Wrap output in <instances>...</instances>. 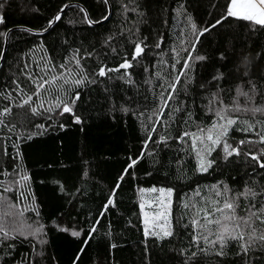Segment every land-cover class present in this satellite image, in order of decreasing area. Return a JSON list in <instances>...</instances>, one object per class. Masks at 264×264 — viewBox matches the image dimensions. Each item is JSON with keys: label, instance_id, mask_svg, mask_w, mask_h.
<instances>
[{"label": "trees", "instance_id": "16d2710c", "mask_svg": "<svg viewBox=\"0 0 264 264\" xmlns=\"http://www.w3.org/2000/svg\"><path fill=\"white\" fill-rule=\"evenodd\" d=\"M109 2L111 18L93 26L81 9L102 22L110 13L104 0H0L5 20L0 33L22 28L11 33L0 69V224L9 230L21 224L10 238L0 235V264H264L259 246L243 254L239 242L228 241L221 255L219 245L203 239L197 244L199 232L191 223L196 216L191 206L211 209L225 197H238V216L264 205V168L252 159L259 155L264 162V143L256 135L264 129V26L227 17L200 37L193 57L207 59L190 62L178 95L161 116V96H167L188 55L183 49L191 50L195 39L188 18L198 29L214 24L226 16L229 0ZM71 3L83 8L68 9L45 35L32 32L48 29ZM141 41L144 53L131 68L98 75L104 65L131 60ZM5 44L0 35V62ZM77 50L79 65L72 61ZM52 64L56 69L47 71ZM60 64L72 69L68 83L47 86L51 95L42 90L43 108L35 96V104L23 105L17 84L31 95L28 75L51 79L61 74ZM81 78L84 83H73ZM76 93L75 116L62 113L54 97L71 103ZM223 108L237 120L227 140L239 147V155L227 156L222 146L198 155L199 142L193 149L189 137L177 139L182 132L212 128ZM202 157L214 161L207 171L200 168ZM151 188L172 189L162 197L167 222L160 215L161 194ZM248 188L255 197L239 195ZM165 230L172 234L164 236Z\"/></svg>", "mask_w": 264, "mask_h": 264}, {"label": "snow or ice", "instance_id": "6c2138e0", "mask_svg": "<svg viewBox=\"0 0 264 264\" xmlns=\"http://www.w3.org/2000/svg\"><path fill=\"white\" fill-rule=\"evenodd\" d=\"M104 2L107 4L108 0H104ZM2 4H0V8H2ZM64 7H68V5H64ZM125 8L127 9L128 6L125 5ZM135 9H133L134 11ZM61 13L63 12V8H61ZM81 11H84L81 9ZM227 17H233L238 18L245 21H252L257 25L264 26V0H229V6L227 8L226 16L222 17L220 20H217L214 24H211L209 26L199 28L197 24L191 20L189 17V23H190V31L191 34L195 37L193 41L190 42L191 44V50L185 48L183 51L187 52L188 55L183 59V64L181 66L180 72L177 75L176 79L172 81L169 85L170 91L167 92V96H161V99L163 100L162 109L160 111V115L163 116V109H166L168 107L169 101H171L174 97V95H178L176 93V87L180 83V78L182 76L186 75V70L190 68V62L195 59L197 61H205L207 59L204 55H195L193 57V53L196 50L197 45L200 43V37L204 36L205 33H210L213 28H215L217 25L222 23V20ZM85 20L91 24V23H99L100 21H91L87 14L85 13ZM108 17L105 16L104 19H107ZM61 19L60 13L56 15L53 21H49V27H53L54 23L59 21ZM5 23L3 14H0V24ZM8 31H11L9 29ZM47 31V29H45ZM0 35L7 36L8 32H2ZM183 39V37H182ZM161 41L157 43V47L160 46ZM143 41L140 43L135 44L131 60H129L127 57L124 58V61L120 63L115 68H110L107 65L102 66L99 69L98 75L99 76H106L110 72H120L121 69H129L133 66V61L137 60L138 57H140L144 53V47H142ZM115 51V49H113ZM224 56L221 53V59H223ZM72 61L79 65L80 63V57H79V50H77L76 53L73 54ZM247 62V55H245L242 59V63ZM56 69V65L52 64L50 68L47 69V71H54ZM59 69L61 70V74L59 76H52L51 79L46 78V75H28V79L32 82L34 91H32L31 95L24 92V89L17 84L15 91L21 93L25 98L23 99V105H29V104H35L36 101H33V96L37 98L39 103V107H44V101L40 100L41 92L44 90L49 95H51V92L47 86L56 83L57 81H63L64 83H68L69 76L72 75V69L68 67L67 64H60ZM126 75L130 76V73H125ZM79 75V74H77ZM220 77H214L213 79H219ZM73 83L76 85H80L84 83V78L81 79H74ZM59 90H57L58 92ZM246 95V93H245ZM54 99L56 100V107L61 108L62 113H70L75 116V113L73 112L72 103L75 102V100L79 99V93H76L72 97V102H65L63 99L59 97L57 94ZM51 110V108H49ZM31 111L33 114H38V108L32 107ZM228 108L218 109L216 111V114L218 116V123L214 124L212 128L204 129L200 128L198 130V133H189V132H182L177 139L181 142L184 141L185 137H189L192 142V148H197V143L199 142L200 150L198 151V155L200 152H204L205 155H210L212 151L215 150L216 147L223 148V151L227 154V156H231L233 154L239 155L240 150L239 147H233L230 143H228L227 135L229 127L236 124L237 120L232 118L229 113ZM236 111H239V109H236ZM253 111H260V109H253ZM10 112V108L5 107L4 113L7 114ZM76 122L79 121V117L76 116ZM249 130L255 131L254 125L249 124L248 125ZM152 131H155V129H151ZM256 135L259 137L260 143H264V129H261L260 131L256 132ZM150 139V138H149ZM166 141V138H163ZM210 142V143H208ZM246 143V141L241 140L239 142L240 145H243ZM261 153L264 154V149L261 150ZM252 159L256 160L257 163L261 168H264V162H260L259 155H252ZM137 161H132L130 167L135 166ZM212 163L214 161L212 160H206L203 157L201 158L200 168L203 171H207L209 167H211ZM125 174H127V169L125 170ZM22 179H27V177H23ZM120 179H123V175L120 177ZM118 186V185H117ZM4 191H12L11 188H4ZM115 191V190H114ZM149 191L151 192H159L161 194L160 197L157 198L158 203L161 205H164V200L162 197L164 195L171 196L172 195V189H164V188H151ZM199 195V193H197ZM216 196H222L223 193L220 191L215 192ZM240 196L244 197H255L256 193L252 191L251 188L246 189L244 192L239 194ZM237 198H227L225 197L222 201L216 200L213 202L215 206H213L211 209H209L207 206H202L200 209H196L195 206L193 207V210L196 212V216H194L191 223L196 226L199 234L196 235L195 240L196 243L199 244L200 240L203 239V242L205 244H209L212 246L219 245V248L221 249V252L218 254H223V248L225 247V244L228 241H237L239 242L241 252L243 254H247L248 251L255 247L259 246L261 248H264V205H262L259 209H255V205H252L246 216H238L236 213V209L238 207ZM111 203V201H110ZM185 207L188 208L190 205L185 204ZM255 209V210H253ZM202 213V217H201ZM217 213L219 215H217ZM160 215L165 217V220L167 222V215H168V206L164 205V211L160 213ZM201 220L203 222H201ZM98 222V221H97ZM259 222V223H257ZM215 226V230H213L212 226ZM10 231H16V229H6L4 225L0 224V235H2L4 238H10ZM90 231H95V229H92ZM39 228L35 229L33 231V234H38ZM23 234V233H21ZM154 235H159V233H153ZM172 233L170 230H165L163 232L164 236H170ZM72 235L79 236V232H72ZM210 237H214V239H210ZM195 255V253H193Z\"/></svg>", "mask_w": 264, "mask_h": 264}, {"label": "water", "instance_id": "95a60500", "mask_svg": "<svg viewBox=\"0 0 264 264\" xmlns=\"http://www.w3.org/2000/svg\"><path fill=\"white\" fill-rule=\"evenodd\" d=\"M108 5H109V10H110V13H109L108 18H107L106 20L100 22V23H92L93 26H97V25H99V24H103V23H105L107 20H109V19L111 18L112 13H113V8H112L111 3L109 2V0H108ZM74 6H79V7L83 8V7H82L81 5H79V4H75V3L68 4V7H65V8L63 9V12L60 13L61 19H62L63 15L65 14V12H66L68 9H70L71 7H74ZM83 9H84V8H83ZM84 11H85V13L87 14L88 18L90 19L88 12H87L85 9H84ZM61 19H60L59 21L55 22L53 27H49V28L47 29V31H43V32H34V31H32V32H33L35 35H38V36H40V35H41V36H42V35H45V34H47L48 32H50V31H51V30H52V29H53V28H54V27H55V26L61 21ZM90 20H91V19H90ZM19 29H22V28H15V29H12L11 31L8 32V35L6 36V44H5L4 52H3L2 59H1V62H0V69H1L2 66L4 65L5 57H6V54H7V51H8V47H9L10 35H11V33H12L13 31H15V30H19Z\"/></svg>", "mask_w": 264, "mask_h": 264}, {"label": "rangeland", "instance_id": "374dc122", "mask_svg": "<svg viewBox=\"0 0 264 264\" xmlns=\"http://www.w3.org/2000/svg\"><path fill=\"white\" fill-rule=\"evenodd\" d=\"M162 213V212H161ZM157 218L154 220V222H157ZM17 230H21V224L16 227Z\"/></svg>", "mask_w": 264, "mask_h": 264}]
</instances>
